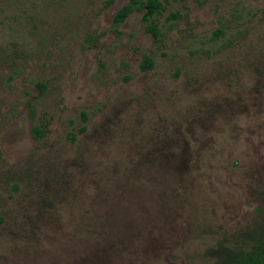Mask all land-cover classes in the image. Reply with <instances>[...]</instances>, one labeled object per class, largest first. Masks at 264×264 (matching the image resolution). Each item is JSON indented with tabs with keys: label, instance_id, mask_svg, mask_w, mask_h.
<instances>
[{
	"label": "rangeland",
	"instance_id": "rangeland-1",
	"mask_svg": "<svg viewBox=\"0 0 264 264\" xmlns=\"http://www.w3.org/2000/svg\"><path fill=\"white\" fill-rule=\"evenodd\" d=\"M158 2L154 39L139 7L112 27L127 0H0V264H231L261 240L264 0Z\"/></svg>",
	"mask_w": 264,
	"mask_h": 264
},
{
	"label": "trees",
	"instance_id": "trees-1",
	"mask_svg": "<svg viewBox=\"0 0 264 264\" xmlns=\"http://www.w3.org/2000/svg\"><path fill=\"white\" fill-rule=\"evenodd\" d=\"M137 7L143 11L141 21L147 24L145 28L146 33L150 34L151 37L155 39L157 33L152 17L159 14L163 10L158 0H145L142 3L139 0H127V4L121 7L112 17V27L117 28ZM148 67L149 62L143 60L140 65V70L143 71ZM39 89L42 90L40 86ZM32 134L34 136L39 135L35 128L32 129ZM255 243L257 245L253 246L249 253L236 256L233 258L231 264H264V234L262 235L261 240Z\"/></svg>",
	"mask_w": 264,
	"mask_h": 264
}]
</instances>
